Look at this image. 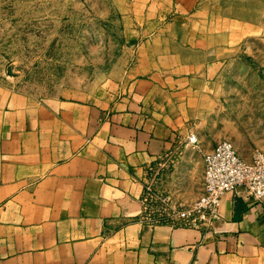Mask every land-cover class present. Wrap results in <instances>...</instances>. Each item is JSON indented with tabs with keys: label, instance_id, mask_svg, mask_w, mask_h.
Returning a JSON list of instances; mask_svg holds the SVG:
<instances>
[{
	"label": "crops",
	"instance_id": "obj_1",
	"mask_svg": "<svg viewBox=\"0 0 264 264\" xmlns=\"http://www.w3.org/2000/svg\"><path fill=\"white\" fill-rule=\"evenodd\" d=\"M199 1L117 4L130 65L99 96L0 84V264H264V203L244 190L224 196L209 228L146 210L149 188L183 203L203 194L220 140L207 133L214 80L252 39L218 31Z\"/></svg>",
	"mask_w": 264,
	"mask_h": 264
},
{
	"label": "rangeland",
	"instance_id": "obj_2",
	"mask_svg": "<svg viewBox=\"0 0 264 264\" xmlns=\"http://www.w3.org/2000/svg\"><path fill=\"white\" fill-rule=\"evenodd\" d=\"M126 1L0 0V84L38 98L84 99L120 83L132 48L117 7ZM199 2L218 31L252 36L214 80L217 107L207 131L249 157L264 141V0ZM152 205L160 211L166 202L160 196Z\"/></svg>",
	"mask_w": 264,
	"mask_h": 264
},
{
	"label": "built area",
	"instance_id": "obj_3",
	"mask_svg": "<svg viewBox=\"0 0 264 264\" xmlns=\"http://www.w3.org/2000/svg\"><path fill=\"white\" fill-rule=\"evenodd\" d=\"M188 142L197 146L199 137L192 133ZM246 192L248 202L264 203V150L255 148L249 159L239 154L231 140H222L205 155L203 194L192 203L175 201L165 196L166 207L163 213L178 226L197 229L209 228L220 219L224 196ZM160 198L149 188L144 201L146 210L153 213L152 203Z\"/></svg>",
	"mask_w": 264,
	"mask_h": 264
}]
</instances>
